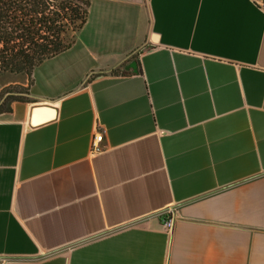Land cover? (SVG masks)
Listing matches in <instances>:
<instances>
[{
  "label": "crops",
  "instance_id": "1",
  "mask_svg": "<svg viewBox=\"0 0 264 264\" xmlns=\"http://www.w3.org/2000/svg\"><path fill=\"white\" fill-rule=\"evenodd\" d=\"M32 81L0 114V259L264 264L251 0H91L74 45ZM34 107L52 118L32 125Z\"/></svg>",
  "mask_w": 264,
  "mask_h": 264
},
{
  "label": "trees",
  "instance_id": "2",
  "mask_svg": "<svg viewBox=\"0 0 264 264\" xmlns=\"http://www.w3.org/2000/svg\"><path fill=\"white\" fill-rule=\"evenodd\" d=\"M90 2L0 0V76L32 78L43 62L69 50L87 21ZM32 85L30 79L20 92L1 93L0 114L9 112L13 103L24 102Z\"/></svg>",
  "mask_w": 264,
  "mask_h": 264
},
{
  "label": "rangeland",
  "instance_id": "3",
  "mask_svg": "<svg viewBox=\"0 0 264 264\" xmlns=\"http://www.w3.org/2000/svg\"><path fill=\"white\" fill-rule=\"evenodd\" d=\"M32 78H27L25 76H14V75H1L0 76V94L4 91L6 92L8 89L11 92H20L21 87H27L29 85V81ZM16 95V94H15ZM3 97V96H2ZM0 97V99L2 98ZM22 97V96H21ZM27 96H23L25 99Z\"/></svg>",
  "mask_w": 264,
  "mask_h": 264
},
{
  "label": "built area",
  "instance_id": "4",
  "mask_svg": "<svg viewBox=\"0 0 264 264\" xmlns=\"http://www.w3.org/2000/svg\"><path fill=\"white\" fill-rule=\"evenodd\" d=\"M251 2L258 7L260 10L264 12V0H251ZM103 133H97L91 142V153L97 154L103 151ZM163 227L167 230L171 228V221L168 219L164 222ZM9 261L7 259H0V264H8Z\"/></svg>",
  "mask_w": 264,
  "mask_h": 264
},
{
  "label": "water",
  "instance_id": "5",
  "mask_svg": "<svg viewBox=\"0 0 264 264\" xmlns=\"http://www.w3.org/2000/svg\"><path fill=\"white\" fill-rule=\"evenodd\" d=\"M45 108L43 107H34L31 111V119L30 122L32 125H39L41 123H44L46 121H49L53 116V109H50L47 111L46 115H42Z\"/></svg>",
  "mask_w": 264,
  "mask_h": 264
}]
</instances>
